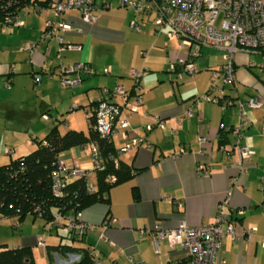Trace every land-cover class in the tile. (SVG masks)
<instances>
[{
  "label": "crops",
  "instance_id": "0c3cea01",
  "mask_svg": "<svg viewBox=\"0 0 264 264\" xmlns=\"http://www.w3.org/2000/svg\"><path fill=\"white\" fill-rule=\"evenodd\" d=\"M37 1L21 9L24 24H0V164L36 149V140L54 127L61 133L69 129L88 133L90 122L86 130L77 111L86 115L91 98L103 95L105 86L124 85L132 101L136 92L133 68H145L138 89L143 99L130 116L132 133L141 138V145L121 155L134 169L132 175L113 184L103 199L81 209L82 219L94 228L83 235L72 231L75 236L65 241L59 227L66 226H55L40 214L28 213L20 220L0 213V246L31 247L37 264L80 262V250H53L50 257L48 245L61 242L86 251L92 246L103 264H190L186 249L172 248L166 239H160L161 250L156 251L153 231L174 227L182 220L190 225L211 222L226 199L224 225L231 222L237 237L222 238L219 256L227 264H264V106H245L249 122L242 128L241 141L255 150L244 162L245 171L238 165L236 135L228 128L240 122L239 104L205 99L194 103L196 96L209 89L211 70L224 62V56L210 54L204 59L202 50L196 59L201 69L174 83L171 64L186 56L188 48L166 28L156 32L152 13L122 0H95L97 19L93 22L84 20L77 9L64 12L72 28L56 33L80 47L65 48L59 54L58 36L45 33L49 21L57 24L61 16L53 8L39 11V4L48 0ZM133 20L142 24L140 29L132 26ZM251 52H256L257 60L245 51L235 54V81L224 84L228 97L239 95L246 100L261 95L264 99V50ZM76 62L90 64L94 72L85 74L77 86L63 85L60 66ZM116 98L122 101L121 95ZM190 106L195 112L186 115ZM155 115L164 118L165 126L149 129L147 124L154 122ZM111 139L115 148L125 141L121 132ZM75 146L85 148L89 142ZM61 159L68 166L76 161L82 168L93 166L91 149L84 156L63 153ZM111 217L117 220L106 224ZM148 228L151 231L141 233ZM40 237L45 246L39 243Z\"/></svg>",
  "mask_w": 264,
  "mask_h": 264
},
{
  "label": "built area",
  "instance_id": "2783aa9c",
  "mask_svg": "<svg viewBox=\"0 0 264 264\" xmlns=\"http://www.w3.org/2000/svg\"><path fill=\"white\" fill-rule=\"evenodd\" d=\"M122 3L133 5L146 13H152L156 32L166 28L169 35L178 38L180 44L188 48L186 56L174 60L171 64L170 69L176 74L174 83H178L186 74H195L200 70L196 59L202 53L203 46L219 47L226 51L224 62L211 70L209 89L196 96L194 103L197 104L200 99H205L222 105L239 104L241 108L240 122L228 128L236 135L235 149L240 156L238 165L247 171L244 162L255 153V150L241 141L244 136L242 128L249 122L245 106H264V99L261 95H252L246 100L239 95L235 98L228 97L224 84L235 81V54L237 52H249L264 48V0H122ZM48 8H53L61 16L57 24H52L49 21L45 33V36L53 34L58 36L59 54L65 48L80 47V44L68 43L62 35L56 32L60 28L64 30L72 28L71 22L63 17V13L71 9L79 10L84 20L95 21L97 19V15L94 14L95 0H48L38 6L39 11ZM24 22V18L19 12L16 16H8V20L0 24L16 26L22 25ZM132 26L140 29L142 24L138 20H133ZM143 52L146 53V51ZM250 64L254 65L255 63L252 61ZM144 70L145 68L131 70L136 89L132 101H129L128 91L122 84H116L112 88L102 87L103 95L91 98L90 104L86 107V115L88 119L92 120L99 135L112 138L114 134L121 132L125 141L119 148L105 154L100 148V143L97 140H91L89 146L93 166L90 168H82L78 161L73 166H68L60 157L56 158L52 174V189L56 195H64L70 180L78 177L86 179L88 192H95L97 183L93 181V176H96L97 171L105 170L109 160L115 164L116 168L120 167L121 155L125 151L141 145V138L132 133L130 116L138 110L143 99L138 89L141 87L140 81ZM106 71H110V67H107ZM92 72H94V68L86 62L61 65V83L77 86L82 83L85 74ZM118 95L122 96V101L116 98ZM194 112L192 106L185 110L186 115H193ZM156 125L165 126L162 116L155 115L154 122L147 124L149 129ZM44 142L47 143L46 140ZM185 150L186 148L182 149V151ZM10 151V149L7 150V152ZM206 172L208 171L206 170ZM107 179L114 183L118 180V175L111 172ZM226 201L224 199L220 202L215 218L211 222L190 225L186 220H182L174 227L153 231L152 239L156 251L161 250L160 239H166L172 248L181 245L186 249L190 264H227L226 259L219 256L222 238L228 234L237 237V234L231 222L224 225L228 220L224 210ZM239 212L242 213L243 208ZM54 216L53 225H65L70 231L79 235L94 228L93 225L82 219L81 209L66 213L57 211ZM116 220L111 217L106 219L105 223L112 224ZM147 231H151L150 228L148 230L141 229L142 234ZM39 243L46 245V241L42 237L39 238ZM87 251L92 261L91 264H103L98 257V252L92 246H88ZM129 264L143 263L132 261Z\"/></svg>",
  "mask_w": 264,
  "mask_h": 264
},
{
  "label": "trees",
  "instance_id": "16d2710c",
  "mask_svg": "<svg viewBox=\"0 0 264 264\" xmlns=\"http://www.w3.org/2000/svg\"><path fill=\"white\" fill-rule=\"evenodd\" d=\"M37 0H0V23L7 21L8 16H16L21 9ZM264 50V48H261ZM90 129H69L61 133L54 127L44 138L36 140L38 147L24 155L13 158L6 164H0V213L5 216H18L23 219L28 213L40 214L52 222L57 211L74 212L92 202L103 199L110 187L132 175L130 167L121 162L120 167L109 160L105 170L97 171V190L88 192L87 181L83 177L70 180L64 195H56L52 189L54 161L61 150L72 146L97 140L105 154L114 151L115 146L111 138L101 137L89 119ZM47 141V143L44 142ZM118 175L116 182L107 179L108 174ZM69 236L74 237L72 231ZM65 236V235H63ZM50 257L53 250L58 252L81 251L82 259L77 264H91L88 251L76 247L71 243L61 242L50 247ZM0 264H37L32 248L28 246L11 247L6 244L0 246Z\"/></svg>",
  "mask_w": 264,
  "mask_h": 264
},
{
  "label": "rangeland",
  "instance_id": "374dc122",
  "mask_svg": "<svg viewBox=\"0 0 264 264\" xmlns=\"http://www.w3.org/2000/svg\"><path fill=\"white\" fill-rule=\"evenodd\" d=\"M151 18L153 19V16L151 15ZM151 21V20H150ZM153 24V23H152ZM202 50H203V55L202 56H200L201 58H203L204 57V59H205V57L206 56H209L210 54H212L214 57H221L222 55L224 56V54L226 53V51L224 50V49H222V48H219V47H214V46H208V45H206V46H203L202 47ZM248 55H249V57L250 58H252V59H255V60H257V58H258V55L256 54V52H251V51H249L248 53H247ZM199 57V56H198ZM203 59V60H204ZM203 60H201V61H203ZM197 63V62H196ZM198 64V63H197ZM216 66H214V68H215ZM200 69H201V67H200ZM206 68L205 67H203V71H206L205 70ZM183 79H181L180 81H182ZM233 84V83H232ZM229 85H231V84H229ZM227 87H229V86H227ZM232 91H235V90H232ZM235 93V92H234ZM78 113H77V116H78V118L80 119V122H82L83 124H85V129L86 130H88V128H89V121H88V118L86 117V115H85V112L83 111V110H78L77 111ZM65 113H67V112H65ZM66 118V117H65ZM67 120H68V118H67ZM62 124V128L63 129H65L64 127H66V124H65V122H62L61 123ZM90 151V148H89V146H87V147H85V148H81V147H79V146H74V147H71V148H69V149H65V150H61V152H60V155H59V157H61L62 158V156H63V153L65 154V155H70V154H72V155H75V156H78V155H82V156H84V155H87L88 154V152ZM16 217V216H15ZM13 220V219H12ZM13 224H11V226H12ZM59 228H61V231H62V233L65 235V237H64V239H65V241H69V240H71V237L67 234V228L66 227H59Z\"/></svg>",
  "mask_w": 264,
  "mask_h": 264
}]
</instances>
